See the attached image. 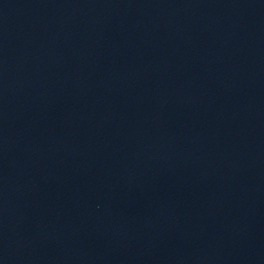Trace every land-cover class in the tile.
<instances>
[{"label":"water","instance_id":"1","mask_svg":"<svg viewBox=\"0 0 264 264\" xmlns=\"http://www.w3.org/2000/svg\"><path fill=\"white\" fill-rule=\"evenodd\" d=\"M0 264H264V0H0Z\"/></svg>","mask_w":264,"mask_h":264}]
</instances>
